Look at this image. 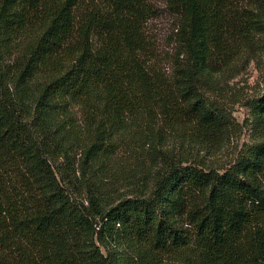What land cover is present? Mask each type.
<instances>
[{"label":"trees","instance_id":"trees-1","mask_svg":"<svg viewBox=\"0 0 264 264\" xmlns=\"http://www.w3.org/2000/svg\"><path fill=\"white\" fill-rule=\"evenodd\" d=\"M169 3L167 68L152 0H0V264H264V96L229 90L264 50V0ZM248 126L222 166L167 148ZM132 133L153 156L136 183L116 156Z\"/></svg>","mask_w":264,"mask_h":264},{"label":"rangeland","instance_id":"rangeland-1","mask_svg":"<svg viewBox=\"0 0 264 264\" xmlns=\"http://www.w3.org/2000/svg\"><path fill=\"white\" fill-rule=\"evenodd\" d=\"M152 3L155 13L148 21L146 32L155 47L158 58L162 59L167 68H170V57L177 54L179 15L174 12L169 0H152ZM258 57L259 59L253 58L250 62L244 60L243 64L239 66L241 67L238 69L239 72L230 80L229 90L239 95L259 94L264 96V81L261 76L263 73L261 71L264 70V50L261 49ZM233 109V114L240 122H244L247 117H250L249 108L240 103H237ZM250 133V126H248L231 144L227 143L216 151L206 152L195 144L188 129H175L174 132H167V136H169L167 148L172 149L179 159L197 157L204 159L205 163L222 166L233 158L236 145L250 140ZM128 136L132 140L122 142L116 152L119 163H122L121 166L128 169L127 172L122 171L124 173L122 177L129 176L130 183H136L139 179L147 178L146 180H148L151 176L149 170L152 167L153 156L147 153V147L143 148L142 143L134 139L133 133Z\"/></svg>","mask_w":264,"mask_h":264}]
</instances>
